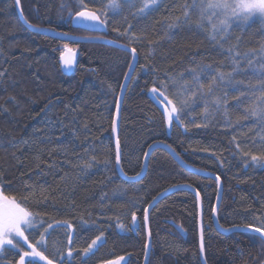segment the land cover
<instances>
[{"label":"trees","instance_id":"16d2710c","mask_svg":"<svg viewBox=\"0 0 264 264\" xmlns=\"http://www.w3.org/2000/svg\"><path fill=\"white\" fill-rule=\"evenodd\" d=\"M110 2L84 0L87 7L78 8L77 0H20L23 16L31 25L82 37L96 34L73 28L70 13L74 16L83 9H99L100 19H106L102 36L135 49L138 61L124 95L118 135L120 164L126 176L141 172L150 146L167 144L188 165L220 178V227H260L264 223V163L253 164L250 157L246 163L244 153H264V121L247 111L261 95L249 86L261 79L257 70L264 63L262 21L234 24L221 44L223 34L213 40L210 25L195 26L196 12L191 27L186 23L168 30L167 22L182 16V5L191 0H159V6L142 17L132 14L141 7V0H136L135 8L115 0L118 9H105ZM65 44L78 54L69 76L61 72L59 64ZM237 52L249 53L239 60L240 71L233 77L243 83L226 89L221 84L214 94L223 97L227 92L226 108L223 100L218 110L208 106L205 118L206 105L196 100L184 110L180 122L169 126L163 115L165 105L153 100L151 89L175 82L176 87L167 93L169 98L181 93V98L191 100L195 85L188 92L181 87L192 80L191 70L212 66L199 81L206 90L218 72L233 71ZM130 62L129 53L111 46L67 43L34 33L18 19L13 0H0V193L9 198L28 197L26 206L38 222L25 232L26 243L15 240L13 244L18 241L24 252L30 250L29 244L34 245L49 258H53L54 248H59L64 256L57 253V257L63 264H104L117 256L126 258L123 264H143L145 209L165 190L188 185L202 201L206 263L261 264L264 241L260 237L225 235L214 227L217 185L213 179L187 171L161 148L151 153L141 180L129 182L118 175L112 124ZM242 93L237 105L233 98ZM82 219L87 224L82 225ZM54 220L73 224L71 244L65 227L50 229L46 245L38 243L40 234ZM149 231L148 264H201L197 202L188 190L176 191L154 206ZM101 232L103 243L83 258V248ZM69 247L73 250L70 258ZM20 250L5 249L0 264H17ZM29 261L45 264L37 258H27L26 264Z\"/></svg>","mask_w":264,"mask_h":264},{"label":"snow or ice","instance_id":"6c2138e0","mask_svg":"<svg viewBox=\"0 0 264 264\" xmlns=\"http://www.w3.org/2000/svg\"><path fill=\"white\" fill-rule=\"evenodd\" d=\"M125 3L129 5L131 8H135L136 0H124ZM16 3L19 4V0H16ZM76 6L78 8H86L87 5L84 4V0H77ZM159 6V0H141V7L137 9L132 14L136 17H142L146 15L149 11L154 10V8ZM63 7V5H62ZM105 9H118L120 6L115 3V0H111V2L104 6ZM183 15L180 17H175L170 22H167V28L169 31L177 29L179 26L183 24H189L191 27V16L193 12L198 13V19L195 22V26L197 28L204 27L206 24L211 26L212 39L215 40L217 36L223 34L221 37L220 43L222 44L224 40L228 38L231 33L232 26L247 23L251 19H259L264 21V0H191V3H185L182 5ZM100 10L96 11H76L75 16H71L70 18L77 22L78 24L83 25L84 27H88L90 22L92 27H96L97 25L106 26V19H100V15L98 14ZM30 27H34L33 25H29ZM116 31V29H114ZM126 31H130V28ZM126 34V33H125ZM61 36L68 35L67 33H60ZM64 49L67 51H71L68 48V45L65 44ZM133 53H135V49H132ZM229 54H232V49H228ZM261 52H264V45L261 46ZM249 53L245 52L243 54L236 53L233 60V71L230 73L218 72L208 85V88L204 90L203 85L199 83L202 76L206 73L212 71L211 65H202L199 70L196 69L191 70L192 80L190 82H186L182 85V89L184 92L190 91L195 85L196 91L192 92V99L181 98V93L175 94L174 98H169L167 93L171 88L176 87L175 82L169 83H161L159 87H154L151 89V95L154 101L158 103H163L166 107L163 110V115L165 120L169 126L173 122H180V116L184 114V110L189 108L191 105H194L196 100H203L205 107V118L208 112V106H213L215 109H219L221 107V103L223 100V104L226 108L228 101L226 99L227 92L225 91L223 97L215 96V92L219 85L223 84L225 89L227 86L232 85L239 86L242 84V81H235L233 79L234 75L240 71L239 60L243 58H247ZM252 55H256L255 52ZM264 60V57H261ZM60 62L64 67H69L73 64V59L65 56L64 52H61ZM248 65L251 67L253 65L252 60H248ZM222 67L224 65H221ZM259 76L261 77L260 81L256 85H250L249 90L255 91L260 90L261 95L257 97V103L250 109H248V113L251 116L258 117L261 121H264V63L260 64V68L257 70ZM127 75V74H126ZM171 79V78H169ZM244 94L241 96L234 97V102L239 105L241 99ZM209 97L212 99L209 100ZM116 121H113V130L115 131ZM199 127V126H198ZM262 141H264V137H261ZM117 147L119 148V142L117 141ZM152 147V146H150ZM148 153H145L147 156ZM245 162L247 163V158L250 157L251 162L253 164H262L264 163V153L259 155L244 153ZM120 155L119 151L117 153L116 163L119 165ZM107 161H105V166H107ZM87 167V166H86ZM139 175V174H138ZM219 180V177H217ZM199 195V194H197ZM19 200V202H17ZM0 201H3L4 211L0 212V249H2L5 245H10L13 248H16L17 245L13 244V237H20L25 242H27V237L25 236V232L30 229H34L37 226L36 214L31 212L26 206L28 203V197H12L9 198L7 196L0 195ZM215 212V208H213ZM147 213V209H145ZM132 220H136L135 212L132 213ZM81 224H87V221L81 220ZM42 226V225H41ZM54 227H65L68 231L65 233L68 236L69 244L73 241L75 237V230L73 228V224L67 220L64 221H53L48 224L47 228H45L44 232L40 234V239L38 241L39 244H45V235L49 232L50 229ZM119 228H123V224L118 225ZM249 229H252L253 226L251 224L246 226ZM256 233L261 234L262 238H264V223H261L260 227H256L254 229ZM104 234L103 232L100 235L96 236L92 239L91 243L87 245V247L83 248L82 256L83 258H87L94 254L99 245L103 243ZM29 248L31 251L22 252L20 254V259L18 264H26V257H38L41 261H46V264H63V260L59 259V257H63L64 253L59 248H54L53 258H49L42 251H38L36 246L29 244ZM147 248V245H146ZM200 251L203 253L204 246L201 242ZM57 253H59V257H57ZM73 255V250L71 247L68 248L67 256L70 258ZM124 256H117L115 259H110L104 262V264H123L125 261ZM27 264H31V261L27 262Z\"/></svg>","mask_w":264,"mask_h":264},{"label":"water","instance_id":"95a60500","mask_svg":"<svg viewBox=\"0 0 264 264\" xmlns=\"http://www.w3.org/2000/svg\"><path fill=\"white\" fill-rule=\"evenodd\" d=\"M14 1V6H15V10L18 16V19L20 20V22L30 31L37 33V34H41L44 36H48L54 39H57L59 41L62 42H67V43H97V44H103V45H107V46H111L120 50H123L127 53H129L131 55V62L130 65L127 69V72L123 78V81L121 83L120 86V90H119V94L117 97V102H116V108H115V115H114V119L116 121V125H115V131L113 130V124H112V138H113V142H114V147H115V152H116V158H117V153L119 151V155H120V159H121V152H120V147H117V141H118V135H119V125H120V112H121V107H122V103H123V99H124V95L126 92V89L128 87V84L130 82V79L134 73V70L136 68L137 65V61H138V55L135 51V53H133L132 49L130 46L121 43L119 41L116 40H112L109 38H106L104 36H102V34H104V32L106 31L105 26H101V25H97L96 27H92L90 22H86L89 23L88 27H84L81 24H78L77 22L73 21L71 19V25L73 28L75 29H80V30H84L86 32H89L91 34H96L94 36H74V35H66V36H61L59 35L62 32L59 31H55L49 28H42V27H30L29 25H31L30 23H28L26 21V19L23 16L22 13V9H21V3L19 0V4L16 3V0ZM81 11H93V10H89V9H83ZM75 16V15H74ZM69 48V47H68ZM71 51H67V50H63V52L65 53V56L68 58H72L73 59V64L69 67H64L62 65V63L60 62V58H59V64H60V69L61 72L64 75H72L77 63V59H78V54L75 50H73L72 48H69ZM157 148H161L164 149L167 153L170 154V156L184 169H186L187 171L194 173L196 175L199 176H203V177H208L213 179L216 182L217 185V195H216V200H215V212L213 211L212 214V221H213V225L216 228V230L221 233V234H231V233H248V234H252V235H256L258 237H260L263 241L264 238H262L261 234L256 233L254 231L255 228L249 229L247 227H232V228H222L220 227L219 223H218V211L220 208V204H221V199H222V193H223V185L222 182L219 178V180H217V177L215 174H212L208 171H204V170H200L197 168H194L190 165H188L187 163H185L182 158L179 156V154H177L170 146H168L167 144L164 143H155L152 145V147H150L147 151L148 155L145 156L144 158V162H143V167L141 172L139 173V175L134 176V177H128L124 174V172L122 171L121 168V164L119 162V165H117L116 161H115V168L116 171L118 173V175L125 181H129V182H135V181H139L141 180L146 171H147V166H148V161L150 158L151 153L157 149ZM179 190H188L189 192H191L197 202V209H198V241H199V257H200V262L201 264H207L206 260H205V251H203V253H201L200 251V245L201 242L203 243L204 246V239H203V209H202V201L201 198L198 194V192L191 186L188 185H177L174 187H171L167 190H165L164 192L160 193L158 196H156L151 203L148 205L147 209V213H144V227H145V232H146V238H147V248L145 251V256H144V260H143V264H148L149 261V257H150V252H151V235H150V231H149V216H150V212L151 210L154 208V206L161 201L164 197L179 191ZM4 208H3V203L0 204V212H3ZM264 264V261L261 263Z\"/></svg>","mask_w":264,"mask_h":264},{"label":"rangeland","instance_id":"374dc122","mask_svg":"<svg viewBox=\"0 0 264 264\" xmlns=\"http://www.w3.org/2000/svg\"><path fill=\"white\" fill-rule=\"evenodd\" d=\"M253 19H255V18H253ZM253 19H251V20H253ZM250 20V21H251ZM249 22V21H248ZM262 23H263V26H264V21H262ZM165 107H166V105H165ZM0 195H2L1 193H0ZM1 203H3V201H0V204ZM28 231V230H27ZM15 240H17V239H20V240H22L23 241V243H26L22 238H20V237H13ZM14 240V241H15ZM16 242H18V241H16ZM16 242L14 243L15 245H17V247L15 248L16 250L18 249V250H20L19 249V244H16ZM21 251V254H22V252H24L23 250H20ZM29 251H31V248H30V250ZM27 258H29V259H35V258H37L38 259V261L40 262L41 260H39V258L38 257H26L25 259L27 260ZM42 262H44L45 264H46V261H42Z\"/></svg>","mask_w":264,"mask_h":264},{"label":"flooded vegetation","instance_id":"af4514ba","mask_svg":"<svg viewBox=\"0 0 264 264\" xmlns=\"http://www.w3.org/2000/svg\"><path fill=\"white\" fill-rule=\"evenodd\" d=\"M14 238H13V242H14ZM17 240H19L20 242H22V240H20V239H17ZM10 247H12V246H10V245H5L2 249H0V254L2 253V252H4V250L5 249H7V248H10ZM17 264H18V262H17Z\"/></svg>","mask_w":264,"mask_h":264}]
</instances>
